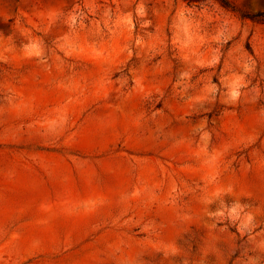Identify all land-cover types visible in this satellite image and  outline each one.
<instances>
[{
  "label": "rangeland",
  "instance_id": "rangeland-1",
  "mask_svg": "<svg viewBox=\"0 0 264 264\" xmlns=\"http://www.w3.org/2000/svg\"><path fill=\"white\" fill-rule=\"evenodd\" d=\"M0 264H264V22L0 0Z\"/></svg>",
  "mask_w": 264,
  "mask_h": 264
},
{
  "label": "trees",
  "instance_id": "trees-1",
  "mask_svg": "<svg viewBox=\"0 0 264 264\" xmlns=\"http://www.w3.org/2000/svg\"><path fill=\"white\" fill-rule=\"evenodd\" d=\"M223 8L226 10L232 11L234 13H237L242 19H250L252 21L256 22H264V10L259 11L257 13H243L238 12V10L235 9L234 6H232L228 0H216Z\"/></svg>",
  "mask_w": 264,
  "mask_h": 264
}]
</instances>
